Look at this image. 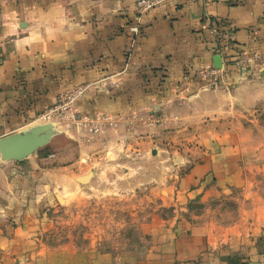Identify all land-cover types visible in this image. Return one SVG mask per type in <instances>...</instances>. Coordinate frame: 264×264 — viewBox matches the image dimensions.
Segmentation results:
<instances>
[{
  "label": "crops",
  "instance_id": "1",
  "mask_svg": "<svg viewBox=\"0 0 264 264\" xmlns=\"http://www.w3.org/2000/svg\"><path fill=\"white\" fill-rule=\"evenodd\" d=\"M136 3L0 0V137L81 88L74 108L96 128L89 152L79 140L78 158L64 165L58 155L52 171L38 156L0 159V264H264V0H168L143 16ZM218 29L232 44L220 47ZM255 55L261 63L236 65L225 87L196 77L216 57L225 72L229 56ZM107 132L136 144L196 141L161 149L190 166L167 182L172 213L154 218L148 245L119 263L96 247L49 245L41 209L64 201L59 177L102 153Z\"/></svg>",
  "mask_w": 264,
  "mask_h": 264
},
{
  "label": "rangeland",
  "instance_id": "2",
  "mask_svg": "<svg viewBox=\"0 0 264 264\" xmlns=\"http://www.w3.org/2000/svg\"><path fill=\"white\" fill-rule=\"evenodd\" d=\"M64 101L65 103L62 100L59 105L28 123H53L58 130V134L46 147L30 156H38L42 161L41 166L50 171L56 165L58 155L64 157V161H69L64 165L78 158L76 151L79 140L83 141L88 152L89 143L94 141L91 133L96 128L89 126L92 124L86 117H79L80 114L74 108L75 102L68 103L67 98ZM84 136L86 137L81 139ZM102 140V153L96 156L85 154L83 159L72 166L76 172L79 169L77 173L67 172V167L65 178L59 177L60 184H64V187L56 190L62 193L64 201H53L51 205L41 208L47 218L44 225L45 240L51 246L70 243L84 250L96 247L97 252L102 255H110L114 263H119L121 260L117 259L127 256L132 261L130 258L137 256L135 252L144 250L148 245L154 218L173 211L164 206L163 196L166 195L167 182L176 181L190 166V163L183 162L182 157L179 159V156L170 154L176 148L196 141L170 138L152 144L145 139L136 144L123 132H107ZM92 147L94 148L93 145ZM151 147L158 151L156 155L150 152ZM162 148H169L171 153L161 155ZM25 161L21 162L26 163ZM89 173L93 177L88 184L79 183L78 178L73 180L74 174L83 177ZM24 175L27 180L35 179L34 173L31 174L33 177L27 173L22 176ZM32 192L34 194L35 191ZM58 197L61 200V196Z\"/></svg>",
  "mask_w": 264,
  "mask_h": 264
},
{
  "label": "water",
  "instance_id": "3",
  "mask_svg": "<svg viewBox=\"0 0 264 264\" xmlns=\"http://www.w3.org/2000/svg\"><path fill=\"white\" fill-rule=\"evenodd\" d=\"M216 68H222V60L216 57ZM58 134L53 123H45L27 127L17 133L0 137V159L3 162H21L28 159L40 149L46 147L54 136ZM92 173L80 177L77 181L88 184Z\"/></svg>",
  "mask_w": 264,
  "mask_h": 264
},
{
  "label": "built area",
  "instance_id": "4",
  "mask_svg": "<svg viewBox=\"0 0 264 264\" xmlns=\"http://www.w3.org/2000/svg\"><path fill=\"white\" fill-rule=\"evenodd\" d=\"M168 0H137V9L140 16L147 15L153 12L157 7H159L162 3ZM139 23H136L132 27V33L134 35H138L139 33ZM262 57L260 55H255L254 59H244L236 62L237 68L246 69L248 66L255 63H261ZM0 63H1V52H0ZM196 77L201 79L204 82L205 88H219L225 87L227 85L224 66L222 65L221 69L216 67H208L205 69H201L196 73ZM86 92V89L81 88L74 92L69 93L66 98L68 103H74L78 97H81ZM63 102L65 103L64 99Z\"/></svg>",
  "mask_w": 264,
  "mask_h": 264
},
{
  "label": "trees",
  "instance_id": "5",
  "mask_svg": "<svg viewBox=\"0 0 264 264\" xmlns=\"http://www.w3.org/2000/svg\"><path fill=\"white\" fill-rule=\"evenodd\" d=\"M218 42L220 43V47L223 48L225 46H229V44H232L230 40H228V34L225 31H222V29H218L217 32ZM233 56H229L226 60V68H225V78L227 80L228 75L232 74L235 71L236 62L238 59H233ZM157 73L156 78H159L160 86L165 83V80L167 76L164 74L163 70H159ZM159 74V75H158ZM163 96V95H162ZM47 155V154H46Z\"/></svg>",
  "mask_w": 264,
  "mask_h": 264
},
{
  "label": "bare ground",
  "instance_id": "6",
  "mask_svg": "<svg viewBox=\"0 0 264 264\" xmlns=\"http://www.w3.org/2000/svg\"><path fill=\"white\" fill-rule=\"evenodd\" d=\"M39 124H43V122H35V123H33V124H31V125H29L28 127H33V126H35V125H39Z\"/></svg>",
  "mask_w": 264,
  "mask_h": 264
}]
</instances>
